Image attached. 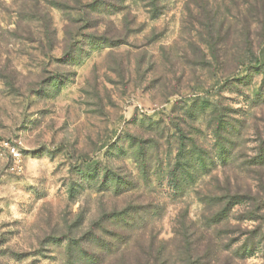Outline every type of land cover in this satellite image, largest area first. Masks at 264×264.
<instances>
[{"label": "rangeland", "instance_id": "rangeland-1", "mask_svg": "<svg viewBox=\"0 0 264 264\" xmlns=\"http://www.w3.org/2000/svg\"><path fill=\"white\" fill-rule=\"evenodd\" d=\"M196 99L204 113L188 112ZM180 134L210 171L176 189ZM225 180L264 197V0H0V264L134 263L153 241L173 252L180 225L210 213L197 192ZM250 205L222 237L227 253L247 244L231 264H264Z\"/></svg>", "mask_w": 264, "mask_h": 264}, {"label": "trees", "instance_id": "trees-1", "mask_svg": "<svg viewBox=\"0 0 264 264\" xmlns=\"http://www.w3.org/2000/svg\"><path fill=\"white\" fill-rule=\"evenodd\" d=\"M155 3H151V7H155ZM211 43H208L210 46ZM250 54V55H249ZM251 56V57H249ZM252 54L250 51L246 52L243 56H237L235 63L243 64L252 62ZM255 58V57H254ZM258 62V58L254 59ZM205 111L204 102L200 99H196L188 112ZM214 113L213 121L215 123L212 129L213 136L215 138L216 151L215 156L220 161H225L230 156L229 145L230 142L226 135L227 129L230 126L226 121L227 119L223 115L220 109H216ZM203 115V114H201ZM179 148L176 156V164L171 171L170 177L176 186V189H182L178 183H186L188 178H191V183H194L198 177L208 176L210 171L208 159H210V152L197 146L192 140L191 149L187 150V141L183 134L179 135ZM191 141V140H190ZM143 143L140 142L139 145ZM146 160V159H145ZM145 160H142L143 174L146 175ZM146 169V168H145ZM193 170V171H192ZM195 176V177H193ZM182 181V182H181ZM182 183V184H183ZM222 194L217 195L209 192L207 195H201L197 192L199 201L202 204L208 206L210 215L204 217L201 220V224L198 230H195L196 224H184L180 225V230L176 237V249L172 252L166 243L155 244V241L150 243L148 249L142 253L141 257H136L134 263L127 264H231L232 258H241L247 252V244L242 247L227 253L226 250L230 249V241L226 244L223 242L222 237L232 235L237 232V228L229 225L230 214L232 210L242 204L251 203V209L248 210L243 216L242 220H249L253 222H264L263 208L260 207V201H264V197L259 195L254 196L251 191L242 193L238 188L233 189L228 180H225ZM126 211H119L113 213V218L122 219L126 216ZM242 217V216H241ZM245 217V218H244ZM211 232L204 229H211ZM251 235H258L259 242L263 243L264 247V227L258 225V230L251 231ZM121 238V237H120ZM118 240H121V239ZM253 238V237H252ZM126 239V237H124ZM232 239V238H231ZM117 240V241H118ZM226 254V255H225ZM125 259V254H123ZM126 264V263H123Z\"/></svg>", "mask_w": 264, "mask_h": 264}]
</instances>
